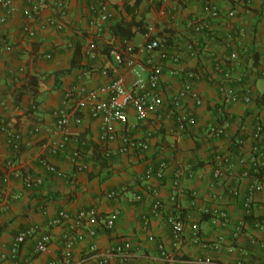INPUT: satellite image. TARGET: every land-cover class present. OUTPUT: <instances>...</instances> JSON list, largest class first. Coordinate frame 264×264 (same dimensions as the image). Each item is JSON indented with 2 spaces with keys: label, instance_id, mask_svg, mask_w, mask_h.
Returning <instances> with one entry per match:
<instances>
[{
  "label": "crops",
  "instance_id": "0c3cea01",
  "mask_svg": "<svg viewBox=\"0 0 264 264\" xmlns=\"http://www.w3.org/2000/svg\"><path fill=\"white\" fill-rule=\"evenodd\" d=\"M14 1L19 11L27 3V0ZM96 1L66 0L63 30L48 29L40 32L33 41H26L19 35V27L24 21L21 14L5 24L0 23V35L5 37L10 48L0 56V99L8 102L6 110L0 109V256L5 255V260L0 264H25L27 260L31 261L30 264H49L58 260L64 228L60 226L48 230L45 227L47 219L59 211L64 210L70 216H75L80 210L92 207L96 208L98 217L90 219L82 232L92 229L95 235L86 236L73 244L69 250L70 264H93L97 257L106 254L118 241L131 243L130 258L133 264H165L160 259L157 245L163 243L166 249H171V232L165 219L172 210L169 197L173 192L174 174L186 164L193 168V177L179 183L175 197L176 207L185 212L191 207V192H195L199 198L208 196L213 156L225 152L229 146L226 138L203 136L201 127L223 123L218 111L224 108L228 112L224 116L229 134H242L245 138L264 109V0H254V7L249 10L238 7V0H219L225 8H236L238 22L253 37L250 48L254 55L248 59V64H252L257 72L250 78L258 96L257 102L249 107L226 106L213 86L199 82L195 87L203 100V106L196 110L200 130L171 135V123H166L156 132L150 151L142 155H121L115 143H101L100 122L83 116L70 133L84 142L89 167L77 173L68 157L67 148L49 157V161L66 176L65 179L55 177L36 161L46 156L41 145L50 136L44 132L30 134L29 131L38 125L50 126L54 123V112L60 105L63 91L75 82L74 74L79 69L89 70V83L93 85L106 83L116 75H122L129 83L133 77L117 64L115 53L129 54L132 49L133 52L137 51L150 33L149 27L153 28L154 34L168 40L173 34L162 15L161 0H139L134 14L124 10V3L131 6L134 0H109L114 16L100 32H96L90 10ZM201 8L200 0H195L184 6L182 14L189 17L201 12ZM53 13L50 1L49 8L42 12V16L46 18ZM199 61L191 60L187 65L194 67ZM165 80V87L169 83L174 87L178 85L168 75H165ZM129 122L135 124L132 134L142 137L145 126L136 123L132 116ZM16 129L22 131L25 139L32 141L31 146L21 143L18 150L11 147L7 133ZM60 137L58 134L52 138L59 140ZM161 160L167 163V168L163 180L155 184L157 193L152 194L147 188L148 183L141 181L140 177L145 169L155 167ZM8 161L12 162L13 171L26 178L40 177L42 184L25 188L21 179L9 173L12 169L6 166ZM249 182L248 178L241 180L242 191ZM109 193L114 194L110 199L106 197ZM135 195H140L141 200L134 201ZM157 198L163 206L159 214L151 219L148 229L144 230L141 216L150 213ZM219 202L234 222L251 219L245 215L241 200L222 195ZM115 210H119V215L114 219V227L111 230L103 229L99 219L110 217ZM263 211L264 197L256 202L254 213L261 215ZM192 216L201 222L202 240L216 241L221 238L224 241L222 250L210 251L206 255L214 261H233L236 254L229 252L226 245L229 243L228 231L210 227L205 215L194 212ZM31 227H40V230L26 240L18 256L11 259L10 248L14 239ZM44 232L52 235V241L44 253L35 255L37 240ZM253 234L258 233L254 231ZM241 242L246 244V238ZM203 255L200 245L192 241L186 227L182 244L174 255L175 262L179 264ZM110 258L118 261L117 256ZM254 259L264 263V251L254 250Z\"/></svg>",
  "mask_w": 264,
  "mask_h": 264
},
{
  "label": "built area",
  "instance_id": "2783aa9c",
  "mask_svg": "<svg viewBox=\"0 0 264 264\" xmlns=\"http://www.w3.org/2000/svg\"><path fill=\"white\" fill-rule=\"evenodd\" d=\"M50 1L54 13L45 18L42 12L49 8ZM193 1L161 0L162 15L173 31L169 40L154 34L153 28L149 27L150 33L137 51L133 52L132 49L129 54L115 53L117 64L132 75L131 82L127 83L122 75H116L106 83L93 85L89 83V70L79 69L74 74L75 82L63 91L60 105L54 112V123L50 126L38 125L29 131L30 134L44 132L50 136L41 145L47 154L36 160L40 166L55 177L65 179L66 176L49 161V157L69 148L68 157L75 171L80 173L88 169L84 142L70 133L83 116L100 122L101 143H115L121 155H142L150 151L156 132L166 123H171V135L200 130L196 110L203 106V100L195 87L199 82L213 86L226 106L249 107L257 102L258 96L250 82L253 73L257 72L253 70L252 64H248V59L254 55L250 48L253 37L238 22L236 8H225L219 0H200L201 12L183 16L184 6ZM237 4L243 10H249L254 7V0H238ZM66 8V0H27L25 7L19 11L14 0H0V23L5 24L21 14L24 21L19 27V35L26 41H33L40 32L48 29L62 31ZM90 10L96 32H100L114 16L109 0L96 1ZM9 49L5 37L0 35V56ZM191 60L200 61L190 67L187 64ZM165 75L176 80L178 85L174 87L169 83L165 87ZM7 108L8 102L0 99V109ZM218 112L223 117V123L208 124L201 127L200 132L206 138H226L228 149L213 156L208 196L199 198L195 192H191V207L185 212L176 207L175 197L179 183L193 177V168L186 164L174 174L173 192L169 197L172 210L165 219L171 232V249H166L163 243L157 245L160 259L165 264H177L174 255L182 244L186 227L192 241L200 245L204 255L179 264H264L254 259V250L264 251V211L261 215L254 213L256 202L262 201L264 197V109L245 138L242 134H229L224 116L228 112L224 108ZM130 116L136 123L145 126L142 137L132 134L135 124L129 122ZM58 134L61 135L59 140L52 138ZM7 138L14 150H18L21 143L27 146L32 144L31 140L24 138L20 129L9 131ZM6 166L10 170L13 164L8 161ZM166 168L167 163L161 160L155 167L150 166L142 173L140 179L148 183L147 188L152 194L157 193L155 184L163 180ZM9 173L21 179L25 188L42 184L40 177H22L13 169ZM246 178L250 182L242 191L240 182ZM222 195L241 200L245 215L251 219L234 222L219 202ZM113 196V193H109L106 197L110 199ZM141 198L135 195L134 201H140ZM162 206L157 198L150 213L141 216L144 230L148 229L151 219L159 214ZM194 212L207 216L206 222L213 229L228 231L229 243L226 245L229 252L236 254L233 261H214L206 255L210 251L222 250L224 241L221 238L216 241L202 240L201 222L192 216ZM118 215L119 210H115L110 217L99 219L101 227L111 230ZM95 217H98V212L92 207L80 210L75 216H70L64 210L59 211L47 219L45 227L48 230L60 226L64 228L59 259L49 264H70L69 250L73 244L86 236L94 237V230L82 231L88 221ZM39 230L40 227H31L17 235L10 248V258L15 259L21 245ZM254 231L258 234H253ZM148 238L152 237L149 235ZM244 238L246 244L241 242ZM51 241L49 232L42 233L34 254L44 253ZM132 248L130 242L118 241L106 254L97 257L93 264H133L130 258ZM113 256H117L118 261H112L110 257ZM4 260L5 255H1L0 263ZM30 262L27 260L25 264Z\"/></svg>",
  "mask_w": 264,
  "mask_h": 264
},
{
  "label": "trees",
  "instance_id": "16d2710c",
  "mask_svg": "<svg viewBox=\"0 0 264 264\" xmlns=\"http://www.w3.org/2000/svg\"><path fill=\"white\" fill-rule=\"evenodd\" d=\"M138 3H139V0H134L131 4V6H129V3L125 2L124 3V10L127 12V13H130V14H134V10L136 9V7L138 6ZM73 64V62H72ZM68 73V72H67Z\"/></svg>",
  "mask_w": 264,
  "mask_h": 264
}]
</instances>
